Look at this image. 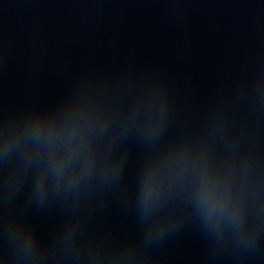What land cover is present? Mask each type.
Here are the masks:
<instances>
[{"label": "water", "instance_id": "1", "mask_svg": "<svg viewBox=\"0 0 264 264\" xmlns=\"http://www.w3.org/2000/svg\"><path fill=\"white\" fill-rule=\"evenodd\" d=\"M0 264H264V0H0Z\"/></svg>", "mask_w": 264, "mask_h": 264}]
</instances>
